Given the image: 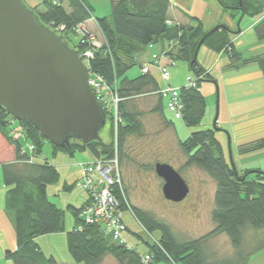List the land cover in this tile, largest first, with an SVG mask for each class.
Returning <instances> with one entry per match:
<instances>
[{
	"label": "trees",
	"instance_id": "16d2710c",
	"mask_svg": "<svg viewBox=\"0 0 264 264\" xmlns=\"http://www.w3.org/2000/svg\"><path fill=\"white\" fill-rule=\"evenodd\" d=\"M217 1L224 11L237 10L241 16L252 17L261 14L253 30L258 40H264V0ZM110 4L111 11L108 17H94L93 6L88 0H43L39 4L41 10L38 4L30 7L44 25L59 28L65 39L68 34H75L78 24H83L92 17L95 18V24L105 38V44L94 50V56L89 61V69L101 75L107 86L113 88L120 98L116 151L112 140L101 139L83 143L71 138L69 146L59 147L51 143L53 154L62 150L72 156L75 152L87 150L90 155L96 157L104 155V157H113L115 153L118 158L122 157L125 137L140 133L142 127L139 120L141 112L133 109L131 104L130 99L133 96L156 93L158 99L152 112H158L162 116V100L166 98L160 92L161 88L156 74L153 73L154 69L145 73L140 72L133 78L126 75L136 63L135 56L148 44L159 42L165 47L164 44L170 42L172 48L167 55L173 61L186 60L196 77L192 86L187 85V82L185 85L177 86L182 103L180 119L186 127L199 126L206 111L205 96L199 86L202 80L197 77L201 74L205 77L203 80L216 83L213 75L198 62L197 57L193 60L201 39V46H207L215 53L220 51L226 53L230 65L239 61L256 62L264 77V52L244 57L230 39L232 31L227 25H217L204 30L202 22L196 16L190 17L188 24L172 23L168 19L167 12L171 4L169 0H110ZM166 20L171 24L166 23ZM83 46H87V43H83L82 38H79L71 47L80 54V47ZM162 118L170 127L173 126L172 120L163 116ZM11 119L13 118L0 108V131L6 140L14 144V158L0 163L1 179L8 187L4 197V210L13 225L16 244L14 249L6 250L4 255L12 264H57L53 255L43 253L36 238L44 234L59 233L64 229V210L54 201L49 200L47 189L48 185L59 180V172L57 167L50 164L46 158L42 161L29 160V154L21 145L22 140L12 142L5 127ZM13 120L23 126L24 137L32 142L40 156L45 137L30 122ZM107 121L111 133L112 122L108 113ZM214 128L194 130L184 139L178 137L177 140L180 150L185 155L182 167L195 166L215 181L214 205L210 213L215 226L206 235L226 234L236 258L208 260L201 246L205 237L180 241L166 223L130 207L123 196L120 183V186L116 185L113 190L121 210L129 209L133 217L141 219V224L150 233L153 229L159 230L157 243L145 241V253L152 255L153 264H168L169 261H174L175 264H246L251 253L264 248V172L254 167L244 168L241 173L234 164L232 166L225 159L222 144L215 136L217 125V129ZM237 148L240 154L262 150L264 136L240 144ZM252 173L255 175L250 177ZM63 188L69 189V185L64 183ZM86 192V201L82 205H68L75 220L72 229L66 234L68 251L73 261L95 264L106 254H111L119 264H144L141 260L142 253H138L137 249L128 247L127 244H118L105 234L99 224L85 223L81 220L79 216L82 207L90 198V193ZM247 229L261 233V237L255 243V247L246 250L242 242Z\"/></svg>",
	"mask_w": 264,
	"mask_h": 264
},
{
	"label": "rangeland",
	"instance_id": "374dc122",
	"mask_svg": "<svg viewBox=\"0 0 264 264\" xmlns=\"http://www.w3.org/2000/svg\"><path fill=\"white\" fill-rule=\"evenodd\" d=\"M42 1L43 0H24V2L29 7H33L34 5L38 4V8H40V10L42 8L39 7V4ZM192 1L193 5L191 6V9L189 8L187 10L184 8L185 6H181L188 14H191L192 16L196 15L195 13H200V17L202 18L206 12V8H209L210 15L208 14L205 17L204 30H207L206 28H214V26L216 27L217 25L229 24L230 26H227L229 27L230 31H232L230 32V39L233 40L235 47L237 50L239 49V51L242 52L244 57H249V55H256L264 52V40L257 39L253 28H251L250 31H248V33H246L241 38L236 39V36L239 33L242 34L240 28L244 27V25H247L246 23L248 19L251 20L257 16L252 17L245 15L243 21L241 22L240 17L242 16L240 12L237 10H221L217 0ZM177 7L180 8L179 6ZM98 10L96 13L99 12ZM218 12L221 13V18L219 20L220 22L214 25L215 23H213L211 19L212 16L214 17ZM94 17L91 18L93 19V27L88 24L85 25V23H83V26L91 32L90 34L93 35V38L97 37V41H101V43L98 45V50L100 47H102V45L105 44V40L101 37L100 29L96 26ZM187 19L190 21V17L188 18L187 16ZM79 38H82L83 43H87V46L80 47L81 51L84 52L89 48L90 42H88V38L90 40L93 38H90L89 35L87 37L79 30H75V34H68L66 40L68 41L69 45L72 46L77 43ZM163 52L164 47H162L159 42L148 45L144 50L135 56L136 63L132 65V67L126 72V75L130 78L138 75L141 69L139 64L141 66L145 63L151 66V64H153L152 59L154 58V55H156L157 60H160L163 65L166 64L170 77L167 81H165V83H163V85H161L162 87H164L165 84H168L172 87L185 85L187 82V76H191L192 79H196L186 60L183 61L181 59H175V63L173 65H168V59L165 56L164 58L161 56ZM197 60L200 63H204L206 68L208 67L210 70H212L211 75H213L214 78H220V67L223 69H236L241 66L250 65L251 63L256 64V62L242 63L239 61V63L230 65L226 53L222 51L215 53L207 46L199 47L197 51ZM154 66V68L158 67V63L154 64ZM92 75L95 76V74ZM197 78L202 80L199 86L206 100V111L199 126L201 127L207 123L209 128H216V125L218 126V122L220 121L219 118L225 117V107L223 106L224 95L222 91L221 78L219 79V82H217L215 78L216 83L211 80H203L205 77L201 74ZM97 85L101 88L102 82H98ZM109 90H111L113 93L115 92L113 88H109ZM103 94V100H105L106 103L103 101L102 102L104 105L106 104V108L112 103V101L111 99L107 98L110 96L108 91H103ZM157 99L156 93H146L139 96L136 95L130 99L133 109L135 108L138 110V112H141L139 120L141 121L142 127L140 133H135L125 137L122 149L123 155L117 159V172L120 175V183L123 188V196L126 200V203L130 207L137 208L142 213L144 212L153 216L156 220L166 223L180 241L194 240V238L205 237L201 246L205 257H207L208 260L218 261L226 258L235 259L236 255L234 254V249L232 245H230L229 238L226 234L215 233L213 235H206L215 226L210 214L214 205L213 195L215 181L211 180L203 170H200L195 166L186 168L182 167L183 163L185 162V155L179 148V143L174 130L168 123H166L162 116L165 119H170L173 121L174 127H176V130L178 131V136L180 139L187 137L186 129L181 122V119H175L173 114L165 108V99L162 101V116L158 112H152ZM241 109L242 108L240 107L232 108L233 111L237 112L241 111ZM109 114L111 115L112 134L109 131L108 121L99 133L102 140H112L114 143L116 138L115 132L117 131L118 125H115L116 123L113 120L114 113L109 112ZM5 127L6 132L9 134V137H11L12 142L15 143V140L20 139L22 140V147H24L26 150L29 149L30 145L34 147L32 142L24 137V131H22L21 136L15 137V135H18L20 130H23V126H21L18 122L13 121L7 123ZM217 130H219V128ZM222 131V149H224L225 159H227L229 163L232 162L236 169L241 173L244 168L253 169L254 167H257L264 172V149L240 154V157L243 159V162H240L237 158L238 154L236 153V148L234 146L231 148V139L229 138V134L224 129H222ZM260 136H264V130L258 131L252 137L257 138ZM13 145L14 144L10 143L8 140H6V138L3 137V134L0 131V163L14 158ZM113 146L115 147V145ZM36 151L37 150L35 147L31 150V156L33 158L38 161H42L44 158H46L50 164L54 165L58 169L59 180L47 186L48 198L52 202L54 201L62 210H64L65 220L64 229L62 232L44 234V236L37 237L36 241L40 244L43 253L54 256L57 264H85L84 262L75 263L70 252L68 251L66 234L72 229L75 222L73 219V214L68 208V205L80 206L84 201H86L85 199L87 192L85 189H83V187L80 186L79 183L81 181L80 168H82L80 164L85 162L83 160L91 161L93 156L90 155L87 150L83 152H75L72 156L62 150H58L53 154V146H51V143H49L47 140H45L42 144V153L40 156H38V152ZM158 161L170 163L174 169L181 173L186 183H188V195L182 199L181 202L168 201L165 199L164 195H162L163 180L154 172V165ZM253 171L254 170H252V172ZM254 175L255 174L252 173L250 177ZM65 182L69 184V189L63 188V184ZM121 217L123 218L125 226L128 228V230L123 234L124 239H126L127 246L134 247L140 254L145 253V241L150 242V238L148 237L146 231L148 233L150 232L141 224V219L138 220V218L133 217L129 209L122 210ZM7 224V218L5 216L3 221L0 220L2 233L5 236H8L7 232L9 229L11 236H13V239H15L12 223L11 228H7ZM151 234L154 238H159L158 229H153ZM260 237L261 233L252 229H247L244 232V238L242 242L243 247L246 250L255 247V243ZM150 263L153 264L152 261ZM95 264L119 263L111 254H106ZM168 264L175 263L174 261H169ZM246 264H264V248L258 249V251L251 253Z\"/></svg>",
	"mask_w": 264,
	"mask_h": 264
},
{
	"label": "water",
	"instance_id": "95a60500",
	"mask_svg": "<svg viewBox=\"0 0 264 264\" xmlns=\"http://www.w3.org/2000/svg\"><path fill=\"white\" fill-rule=\"evenodd\" d=\"M0 108L59 147L71 138L100 141L106 124L77 50L24 0H0ZM154 172L166 200L181 202L188 195V183L170 163L156 162Z\"/></svg>",
	"mask_w": 264,
	"mask_h": 264
},
{
	"label": "crops",
	"instance_id": "0c3cea01",
	"mask_svg": "<svg viewBox=\"0 0 264 264\" xmlns=\"http://www.w3.org/2000/svg\"><path fill=\"white\" fill-rule=\"evenodd\" d=\"M169 1L171 2V4L167 12H168V19L172 23L174 22V23L184 25V24L190 23V21L187 19V16L188 18L194 17V16L200 17V13H195L196 15L192 16L191 14H188L186 10H184V8L187 10L189 8L191 9V6L193 5L192 0L190 1L188 0H169ZM88 2L90 3V5L93 6L94 16H105V17L110 16L109 15L111 11L110 0H88ZM176 5L179 6L180 8H178ZM181 6H185V7L182 8ZM97 10L99 12L96 13ZM205 11L206 12L202 16V18L198 17L203 24V29L205 26V21H204L205 17L208 14L210 15V11L208 7L206 8ZM244 17L245 16L240 17L241 22L243 21ZM220 18H221V13L218 12L214 17L212 16L211 21L215 23L214 25H216L220 22L219 21ZM260 18H261V15H258L256 18H253L254 20L248 19L246 23L247 25L246 26L244 25V27L240 28V31L242 34L239 33L236 36V39L241 38L246 33H248V31H250V29L253 28V26L258 23ZM92 21L93 19H88L84 23L85 25L88 24L91 27H93ZM222 24H225V23H222ZM227 25L230 26L229 24ZM206 29H209V28H206ZM200 64H202L205 67V69L208 70L211 74L212 70H210L208 67L206 68L204 63H200ZM153 73L156 74L159 85L160 86L163 85V82L161 78L159 77L156 68H154ZM219 74L221 78L222 91L224 95V100H223L224 105L223 106L225 107L224 108L225 117L223 116L224 118H219L220 121L218 122V126H217L219 130H216L215 136L221 142L222 141L221 136L223 135L222 129H224L230 136L229 138L231 139V142H230L231 148L232 146L236 148V153L238 154L237 158L239 159L240 162H243V159L240 157L241 155L238 152V148H237L238 145L253 140L255 137H252V136L255 133H257L258 131L264 130V78H263V74L262 72L258 70L257 65L253 63H251L250 65L241 66L236 69L235 68L223 69L220 67ZM220 78L219 77L216 78L217 82H219ZM233 107H237V108L240 107L242 109L241 111L237 112V111L232 110ZM181 122L183 123L182 120ZM184 127L187 132L186 136H188L194 130L209 129V125L207 123L201 127L200 126L199 127L198 126L186 127L185 125ZM172 129L174 130L176 137L178 138L179 137L178 131L176 130V127H174V123H173ZM83 161H86V160H83ZM81 172H82V168H80V175H81ZM65 183L68 184L67 182ZM7 189L8 187L4 185L3 180L1 179V173H0V220L3 221V219H5V216H6L7 223L9 224V226L7 224V228H11L10 218L7 212H5L4 210V206H5L4 197L7 192L6 191ZM7 234L8 236H5L2 233L1 225H0V264H12V262L5 257L4 253L6 250H12L16 247L15 239H13V236H11L9 229H8Z\"/></svg>",
	"mask_w": 264,
	"mask_h": 264
},
{
	"label": "built area",
	"instance_id": "2783aa9c",
	"mask_svg": "<svg viewBox=\"0 0 264 264\" xmlns=\"http://www.w3.org/2000/svg\"><path fill=\"white\" fill-rule=\"evenodd\" d=\"M166 23L171 24L170 21L166 20ZM56 28V27H55ZM58 31L61 33V30L57 28ZM79 30L84 35L90 38H93V35L90 34L91 32L87 30L83 24H78L76 31ZM101 37L105 40L103 35L101 34ZM97 37H94L93 39L88 38L89 48L86 49L84 52L78 53L80 59L82 60L84 67L88 71V80L89 85L94 91L95 97L97 101L100 102V104L103 106L104 112L114 113V122L115 125H118L120 123V117H119V111H118V104L120 102V98L118 97L116 92H112L109 90L105 80H103L101 75H98L89 69V60L94 56V50L98 48V45L101 43V41H97ZM150 45V44H148ZM164 52L161 54V56H164L168 59L167 64L173 65L175 61L172 60V58L167 55L168 51L171 50L172 44L165 43L164 44ZM153 64L147 65L142 64L140 67V72L145 73L152 71L154 69V64L158 63L157 72L159 77L161 78L162 82L165 83L170 77L169 72L166 64H162L160 60H157V56L154 55V58L152 59ZM92 74H95L93 76ZM102 82L101 88L98 87L97 83ZM195 79H192L190 76H187V85H194ZM160 92L162 93L163 97L166 98V108L173 114V117L175 119L181 118V110H182V103L180 101L179 97V88L178 87H172L168 84H165L164 87H160ZM103 91H108L110 96L107 97L111 99L112 103L105 108L104 103H106L104 99ZM103 94V95H102ZM104 103H103V102ZM110 109V110H109ZM107 110V111H106ZM106 113V115H107ZM110 115V114H109ZM12 117V116H11ZM111 117V115H110ZM15 119L14 117H12ZM11 119L10 122H13L14 120ZM22 131L18 133V135H15V137H19L22 135ZM117 136V132H115ZM114 151H116V138L114 140ZM34 147L32 145L29 146V149L26 150V153L29 154V160L35 159L31 156V150ZM117 154L115 153V156L113 157H96L93 156L91 161H85L80 164L82 167V173H81V181L80 186L83 187L88 193H90V198H88L85 205L82 207V210L80 212V218L85 223H93V224H99L101 228L104 229L105 234L110 236L112 240L117 242L118 244H127L126 239H124V232L128 230V228L125 226L123 222V218L121 217V207H119V200L116 197L114 193V187L120 186V175L117 172ZM146 231V230H145ZM148 237L150 238V242L157 243V239L152 236L151 233H148L146 231ZM141 260H143L144 264H151L152 261V255L144 253L141 256ZM157 264V263H156Z\"/></svg>",
	"mask_w": 264,
	"mask_h": 264
}]
</instances>
